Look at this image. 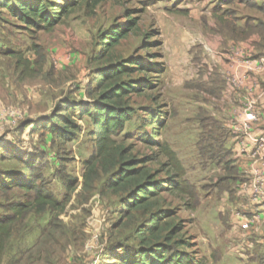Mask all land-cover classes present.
<instances>
[{"label":"rangeland","instance_id":"374dc122","mask_svg":"<svg viewBox=\"0 0 264 264\" xmlns=\"http://www.w3.org/2000/svg\"><path fill=\"white\" fill-rule=\"evenodd\" d=\"M262 6L264 0H83L52 32L29 28L0 10V150L8 158L0 160V174L15 177L22 173L16 155L40 159L49 189L62 199L65 191L54 176L59 165L52 137L40 133V129L35 131V123L46 121L64 101L85 100V90L94 85L92 59L99 51V35L134 19L137 27L116 48V56L159 63L162 72L133 78L144 79L152 86L132 99L136 116L125 126L124 134L131 136L126 143L132 145L137 156H149L156 149L143 138L151 134L176 154L183 180L194 197L187 201L165 196L167 206L179 208L194 252L213 264L209 256L224 247L218 214L221 196L213 184L228 176L222 171L229 158L224 130L228 121L225 94L232 82L238 84L229 70L234 59H247V51L237 43L264 44ZM150 113L160 117L161 127L146 125ZM81 124L83 132L65 146L62 155L66 171L79 180L84 173L83 162L94 144L89 119ZM210 147L209 155L206 152ZM166 162L167 158L160 156L150 168L161 170L160 165ZM172 170L166 167L158 178L167 177ZM12 199L15 195L0 194V218L8 214ZM185 203L192 209L183 207ZM117 207L115 197L100 194L99 190L87 200L80 198L67 206L65 224L69 230L83 233L79 231L76 244L68 245L62 253L57 248L48 264H109L110 244L124 242L130 236L124 229L113 231ZM49 218V214L30 215L25 227L18 226L5 264L23 257L22 264H39L34 259L37 255L33 261L27 258L32 256V248ZM230 261L223 260L222 264Z\"/></svg>","mask_w":264,"mask_h":264},{"label":"trees","instance_id":"16d2710c","mask_svg":"<svg viewBox=\"0 0 264 264\" xmlns=\"http://www.w3.org/2000/svg\"><path fill=\"white\" fill-rule=\"evenodd\" d=\"M82 1L0 0V10H6L10 17L29 28L52 32ZM97 4L98 1L94 2L92 7ZM260 9L264 12V6ZM136 27L135 20L130 19L124 26L113 27L99 35V51L92 59L94 85L85 90V100L64 101L46 121L35 123V131L40 129V133L52 137L51 146L55 148L59 165L54 176L65 191L62 199L49 189L40 159L16 155L14 159L22 165V173L15 177L0 174V194L15 195V200H10L7 206L8 214L0 218V264H5L16 229L19 225L25 227L30 215L49 214L50 218L27 260L33 261L32 257L37 255L34 258L37 263L48 264L58 252L57 248L62 253L68 245H75L81 230H69L65 224L67 206L80 198L87 200L95 190L117 199L118 220L113 231L124 229L130 233L122 240L124 242L110 244L109 264H205L193 250L195 246L179 216V208L167 206L165 199V196H177L188 201L194 197L183 180L176 154L151 134L143 138L144 143L156 149V153L149 156H137L132 145L126 143L131 136L124 134L125 126L136 116L132 99L152 86L144 79L133 78L162 72L159 63L116 56V48ZM86 118L94 144L91 155L83 162L84 173L79 180L66 171L62 155L65 146L83 132L81 123ZM146 125L154 129V125L161 127L162 123L159 116L150 113ZM3 153L0 150V160L6 161L8 158H4ZM206 154H212L211 147ZM226 154L229 158L222 171L228 176L220 177L213 184L219 191L226 190L227 180L235 175L231 152L226 150ZM160 156L166 157L167 162L160 165L161 170L153 171L150 164ZM166 167L173 170L159 179V172ZM183 207L192 209L188 203ZM24 260L25 257L12 260L11 264H22Z\"/></svg>","mask_w":264,"mask_h":264},{"label":"crops","instance_id":"0c3cea01","mask_svg":"<svg viewBox=\"0 0 264 264\" xmlns=\"http://www.w3.org/2000/svg\"><path fill=\"white\" fill-rule=\"evenodd\" d=\"M237 46L247 51V59H234L229 70L238 84L232 82V88L226 91L228 121L224 125L235 175L227 180L226 190L214 187L221 196L218 214L224 247L213 250L209 258L213 264H222L223 260H231L230 264H264V49H259L264 45ZM250 113L255 114V121L247 120ZM202 257L207 264V258Z\"/></svg>","mask_w":264,"mask_h":264},{"label":"built area","instance_id":"2783aa9c","mask_svg":"<svg viewBox=\"0 0 264 264\" xmlns=\"http://www.w3.org/2000/svg\"><path fill=\"white\" fill-rule=\"evenodd\" d=\"M247 120L248 121H255L256 120V116L254 113H250L248 116H247Z\"/></svg>","mask_w":264,"mask_h":264}]
</instances>
